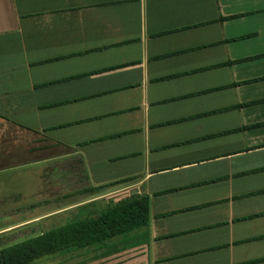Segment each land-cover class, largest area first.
Returning <instances> with one entry per match:
<instances>
[{"label": "crops", "instance_id": "obj_1", "mask_svg": "<svg viewBox=\"0 0 264 264\" xmlns=\"http://www.w3.org/2000/svg\"><path fill=\"white\" fill-rule=\"evenodd\" d=\"M27 167L71 185L0 235L151 203L33 264H264V0H0V177Z\"/></svg>", "mask_w": 264, "mask_h": 264}, {"label": "trees", "instance_id": "obj_2", "mask_svg": "<svg viewBox=\"0 0 264 264\" xmlns=\"http://www.w3.org/2000/svg\"><path fill=\"white\" fill-rule=\"evenodd\" d=\"M79 160V159H78ZM82 164V160L78 164ZM92 188H82L88 192ZM14 199H22L23 193H11ZM11 196V197H12ZM3 208L10 212L31 209L40 202ZM87 207V206H86ZM2 210L0 214L3 213ZM151 203L148 195L132 194L119 200L109 199L107 204L95 210L88 209L78 218L65 225L20 237V230L0 235V264H33L74 249L95 244H104L109 239L129 233L148 225L151 217Z\"/></svg>", "mask_w": 264, "mask_h": 264}, {"label": "rangeland", "instance_id": "obj_3", "mask_svg": "<svg viewBox=\"0 0 264 264\" xmlns=\"http://www.w3.org/2000/svg\"><path fill=\"white\" fill-rule=\"evenodd\" d=\"M1 164H3L1 162ZM3 166V165H2ZM49 170H53L52 172H48L49 174L46 175V179H44V175L40 173L41 170L37 171V167H27L26 169H19V170H13V169H5L0 177V193L2 191L8 193L10 195V198L8 201H3L0 203V211L3 208L15 207L19 204H17V199H14V196L11 195L13 192H24V195L27 196L24 200L25 203H31L34 202L35 199L39 200L43 195H45L46 189H48L47 194H57L56 191L50 192L52 185H54V182H60V184L54 186V188H64L71 185V180L73 178L72 174L66 173V171L63 169L60 171L59 168H48ZM36 172V175L33 174ZM55 172V173H53ZM53 173L52 175H50ZM49 175V176H48ZM49 179V180H48ZM70 183V184H69ZM49 187V188H48ZM12 196V197H11ZM1 201V200H0ZM101 201H105L104 199ZM24 203V202H23ZM11 209V208H10ZM10 209L2 210L3 213L0 214V226L3 227L4 225L11 224L13 222L18 221V219H21L22 217L29 215L30 213L36 211L35 209H39L38 206L32 208V209H26L22 210L20 212H10ZM32 230L25 231L21 230L20 233H18V236L23 237L30 235Z\"/></svg>", "mask_w": 264, "mask_h": 264}]
</instances>
